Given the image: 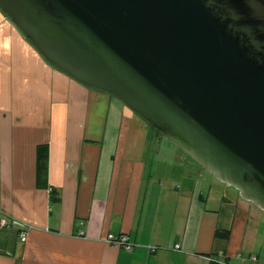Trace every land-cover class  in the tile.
Masks as SVG:
<instances>
[{"label":"crops","instance_id":"obj_1","mask_svg":"<svg viewBox=\"0 0 264 264\" xmlns=\"http://www.w3.org/2000/svg\"><path fill=\"white\" fill-rule=\"evenodd\" d=\"M150 133L118 98L51 65L0 9V212L18 221L0 235V264H264V211Z\"/></svg>","mask_w":264,"mask_h":264},{"label":"water","instance_id":"obj_2","mask_svg":"<svg viewBox=\"0 0 264 264\" xmlns=\"http://www.w3.org/2000/svg\"><path fill=\"white\" fill-rule=\"evenodd\" d=\"M53 66L110 94L264 211V0H0Z\"/></svg>","mask_w":264,"mask_h":264},{"label":"built area","instance_id":"obj_3","mask_svg":"<svg viewBox=\"0 0 264 264\" xmlns=\"http://www.w3.org/2000/svg\"><path fill=\"white\" fill-rule=\"evenodd\" d=\"M18 221L10 219L7 215L0 212V235L3 231H12L15 224H17ZM19 237L22 242H26L28 239V231L26 228L20 231ZM105 242L113 247H118L121 249H124L125 251L131 252L136 247V244L133 243L129 237V235L122 234L119 236L110 234L105 239ZM179 246H176V249H179ZM156 249V248H154ZM252 260H256V258L253 257ZM228 264V263H225Z\"/></svg>","mask_w":264,"mask_h":264},{"label":"trees","instance_id":"obj_4","mask_svg":"<svg viewBox=\"0 0 264 264\" xmlns=\"http://www.w3.org/2000/svg\"><path fill=\"white\" fill-rule=\"evenodd\" d=\"M38 150H39V154H38L39 166L43 167V165L46 164V158L44 157L45 155H44L43 147H40ZM52 195H53V192H52ZM53 200L55 202L58 199L53 196ZM230 236H231L230 230L217 229V231L215 233V238L216 239L223 240L225 242H228L230 240Z\"/></svg>","mask_w":264,"mask_h":264},{"label":"rangeland","instance_id":"obj_5","mask_svg":"<svg viewBox=\"0 0 264 264\" xmlns=\"http://www.w3.org/2000/svg\"><path fill=\"white\" fill-rule=\"evenodd\" d=\"M153 131H154V133H157L159 137H160V136L163 137V135H162L160 132H158L157 130H154V129H152V128L150 127V132L152 133ZM151 133H150V134H151ZM199 167H201V166H199ZM201 169H204V168H201ZM205 171H206V170H205ZM205 173H208V172H205ZM205 175H207V174H205ZM263 244H264V239H260L259 243L257 244V245H258L257 248L263 246Z\"/></svg>","mask_w":264,"mask_h":264}]
</instances>
